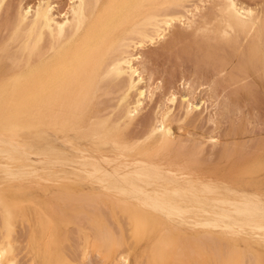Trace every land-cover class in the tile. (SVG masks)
<instances>
[{
  "label": "bare ground",
  "instance_id": "1",
  "mask_svg": "<svg viewBox=\"0 0 264 264\" xmlns=\"http://www.w3.org/2000/svg\"><path fill=\"white\" fill-rule=\"evenodd\" d=\"M185 2L187 0H71L64 13L55 11L52 0H38L33 5L26 6L19 4L16 15L12 17L14 20L11 18L13 22L5 19L11 26L8 24V36L0 41V122H5L9 117L22 112L26 115V120L34 125L59 130L63 143L74 145L77 154H74L72 159L65 152L48 149L45 154L46 163L51 166L75 164L72 168L77 173L59 175L60 170L56 171L54 175L58 177V182L68 183L57 191L72 190L80 203L85 199L84 205L90 201L92 206L93 202L92 207L86 204L90 207L87 208L93 209L91 215L99 216V210L102 208V211H114L112 204L118 211L122 205L128 220L135 221L137 226L143 223L144 218L149 217L156 228V239L151 246L152 255L147 256V260H154L153 254H157L162 258L172 255L174 261L179 264L181 261H185L184 264H192L186 261H196L194 264H208L206 261H217L219 264H245V261L249 264H264V254L256 250L254 243L264 242L263 199L257 193L225 186L222 180L214 182L202 179L198 174L195 175L189 165L192 159L188 156H192V153L188 155L187 152V159H183L186 158L185 155H180L182 151L178 155L175 153L178 152L182 141L173 138L170 132L171 122L174 119V122L189 121L192 114L202 111V106L195 105L190 99L192 96H181L180 107L176 106L177 94L171 93L163 100V105L160 103L156 107L155 116H151V119L148 117L141 123L139 121V131L135 127L138 132L132 139H129L126 133V130L135 125L145 99L151 100L153 95L150 84L142 76L145 65L138 63L140 55L132 51L163 41L171 27L175 29L176 22L186 23L185 26L189 28L193 25L191 28L194 29L191 31L195 34L196 31L206 32L203 33L206 41L200 38L203 41L198 39L201 45L198 44L208 52H204L206 58H212L214 55L210 63L216 62V57H224L219 46L221 45L224 51L229 46L228 41H235L231 46L242 48H236L237 51L244 52V55H241L242 60L238 55L237 59L241 62L238 60L240 65L236 62L233 72L228 75L231 80L239 78L237 74L246 75L245 71L248 72L250 66L249 70H262L261 75L264 76V11L260 14L257 9L244 6L237 0H210V7L205 9L206 13L200 15L205 1L200 2V9L199 5L191 7L196 12L190 10L191 8L186 9ZM196 3L199 4L197 1L194 4ZM2 5L3 0H0V11ZM178 36H181V33L179 35L178 32ZM242 39H249L248 44L245 43L247 47H243L246 41ZM236 41H243L242 45H237ZM235 48L231 47L230 50L234 51ZM243 48L246 51H243ZM183 50L186 53V49ZM217 51L220 56L216 55H219ZM226 61L227 58L224 62ZM237 66L242 71L245 70L238 73ZM254 66L259 68L255 70ZM252 71H249L250 74ZM255 74L257 73L252 75ZM258 74L257 77L260 76ZM233 92L236 95V91ZM110 93V99L106 100V95ZM113 93L118 94L117 99ZM188 93H191V90ZM111 99L112 102L109 103ZM179 107L178 110L182 112L179 116H183L185 120L178 116L177 119L173 114ZM133 131H129V135L134 134ZM73 137L77 139L73 140ZM212 139L211 142L215 141L214 137ZM174 141L179 143L175 142L174 145H178V149L174 150L175 155L173 154L169 163L157 161L159 153L173 151H170V148ZM0 143L3 146L2 148L0 144V153H5L7 159H29L24 147L15 143L11 135L0 140ZM136 146H140V149L131 154L132 147ZM179 158L190 160V163L179 162ZM192 164L195 163L192 161ZM26 166L22 164L13 170L6 161H0V169H4L3 171L17 181L22 177L29 178L39 174L37 168L27 169ZM128 202L134 204H123ZM101 205L103 207H100ZM1 211L8 213L9 205L5 203ZM223 217L227 220H223ZM160 219L165 221L160 222ZM93 221L99 225L95 219ZM6 223L3 224L4 228ZM190 224L194 228L209 226L217 229L206 228L197 234L185 235L183 232L192 228ZM91 227L93 234L101 233L97 232L98 227ZM101 227V231L104 229L102 238L105 239L102 244H108L106 240L109 236L111 238L110 229L108 232L105 225L101 224ZM95 239L99 244V238ZM236 239L242 240V244L237 245ZM84 244L82 247L85 248L86 243ZM104 244L103 249L104 246H111ZM10 252L8 243L0 241V264H15L16 257ZM203 252L211 255L210 260L200 258ZM116 259L120 263L127 261L121 252Z\"/></svg>",
  "mask_w": 264,
  "mask_h": 264
},
{
  "label": "rangeland",
  "instance_id": "2",
  "mask_svg": "<svg viewBox=\"0 0 264 264\" xmlns=\"http://www.w3.org/2000/svg\"><path fill=\"white\" fill-rule=\"evenodd\" d=\"M36 1L38 0H3L2 9L0 11V41H2L3 38L5 39L8 36L7 33H9L8 24H10V22H8V20L5 21V19H9V21L12 23V20H14L13 18L16 15L15 13L17 12L16 8L18 9L19 4H22V6H26L28 4L33 5L36 3ZM52 1L55 5V11L59 13H64L71 3V0ZM189 1L187 0L188 3L185 2V8L187 7L190 9L193 5H199L198 9H200L199 7L204 5V9H200V15H202V13L205 12V9H208V6L210 3H212L210 0H201L202 2H205L202 4V6H200L202 2L199 0ZM194 1H197L199 4H194ZM237 1L241 4L243 3L242 5L244 6L246 5L248 7L250 6L251 8L253 7L254 10L257 9L260 14H262L261 12L264 11V0ZM190 10L196 12L194 8H191ZM176 23L177 24L174 26L175 29H172L171 27L167 33L168 36H165L166 38L164 37L163 41H159V43L157 42L149 46H144L139 48L137 51H132L133 53H139L140 58L138 59V63L140 65L143 64V66L145 65L142 76H144V80H147L148 84H150V88L153 90V95L151 100L145 99L143 105L141 106V112L134 122L135 125L130 127L129 130H126L127 136L130 137L129 139H132L131 137H134L136 132L139 131L140 127L137 124H140L142 120L146 118L148 119V117L151 119V116H155L157 112L156 107L160 103L163 105L165 103L163 100H165L171 93L177 94L178 99L176 106H180L179 100L181 96H192L190 99L193 100V103L195 105L202 106V109L200 108L202 111L199 110L200 112H198L195 110L197 114L201 113V115H197L196 113H194L195 115L192 114L190 117H193L194 120L190 118L189 121L192 120L191 123L185 120L183 116L182 118L179 116L182 115V112L178 110L181 106L176 108V111H174L173 114L176 115L177 119L180 118L184 119L185 121L182 120V122H174L175 116L174 118L171 116L174 120L171 122L172 118L170 119L172 127L170 132L173 134V138H176V140L178 139L177 141H182V144L180 143L179 145L180 150L178 149L177 144V146L174 147L175 142H177L174 141L172 144L173 146L170 148V151H173L159 153L156 157V160L162 163H169L175 149H178V152L175 151L177 155L180 151H182L180 152V155L183 154V156H186V158L182 157L183 159H187V156L192 153L191 155L193 157L188 156L190 159H192L189 161L191 163L193 161L195 164L191 165L189 161H186L190 163L189 165L192 167L191 169L195 175L198 174L202 179H210L214 182H219L222 180L223 185L236 188L240 191L257 193L264 201V76L261 75L262 70L259 69L261 70L259 72L256 70L259 68V66H254L253 68L256 70V72H253L252 70H249L251 69L250 66L249 69L247 68L248 72L245 71L246 75L244 73H242L244 74L243 76L237 74L239 78H242L232 79V82L231 78H229L230 76L228 77V75L231 74L230 72H233V68H235L234 65H237V63L240 65V63L237 62L239 60L237 59L238 55L240 56V60L243 59L241 55H244V52L237 51V49L240 47L237 46L238 48L236 47V49V45L231 46L235 43V41L233 40L234 43L231 42L232 40L228 41V48L223 45L228 50L225 49L222 51L223 47L221 45V47L219 46V48H221L219 49L221 50L220 52L224 54L221 55L225 58L220 57V60L217 59V57L214 58V61L217 62H214V67V63L212 62L214 55L212 58H206V53H204L206 50L200 46V41H203L200 40V38L205 39V35L203 33L206 32L198 31L199 33H197L196 31L195 34L193 31H191V29H194L191 28L193 25L189 28L188 26H185L187 25L186 23ZM6 30L8 31L6 32ZM184 31H188L189 33ZM178 32L179 35L181 33V36L177 37ZM195 39H199L200 41H196ZM188 40H191V42ZM242 40L246 41L243 44L249 41V39ZM204 41H206V39ZM242 42L240 43L239 41H236L237 45H242ZM198 43H200V45ZM247 44H245L246 46L243 45V47H247ZM230 46L235 48V50H230ZM201 47L203 50H201ZM182 49H186V53L185 50L182 51ZM157 50L160 52L158 53ZM201 51H203L202 54L200 53ZM243 51L246 50L244 49ZM232 52L235 53L233 54ZM217 53H219V51H217ZM216 55L220 56V53L219 55ZM226 58L227 61L224 62ZM221 59L223 60L221 61ZM202 60H204V62ZM205 60H207V62L203 66L202 64L205 63ZM210 60H212V63H210ZM209 66L213 68H210ZM221 66H223V68H221ZM238 69L239 71H237ZM237 70L236 71L240 73V71L243 72L245 69L242 71L237 66ZM249 71H252L253 73L251 72L250 74ZM254 73H259L260 76L259 74V77H257V74H255L256 76L252 75ZM234 74H236L235 71ZM262 74L264 75V73ZM242 80L243 82H241ZM222 83H224L226 86ZM248 86L250 87L248 88ZM190 90L191 93L193 92L192 94L188 93ZM233 91H236V95ZM248 91L250 95L248 94ZM111 94L112 93L106 95V100L110 99ZM113 94L117 99L118 94ZM104 98L105 97H103V99ZM111 102L112 99L109 103ZM230 103L233 106L230 105ZM194 116L196 117L194 118ZM32 124L33 123H30L28 120H26V115L22 112L9 117L5 122H0V140L5 139L7 135H11V139L15 143L21 144L24 147L25 152L29 154V159L21 157L19 161H15L7 159V155L5 153H0V161H6L9 166L13 168V170L16 169L15 167H20L22 164L27 165V169L37 168L39 170V174L37 176H32L29 178L22 177L17 181L13 180L7 172L3 171L4 169H0V195H2V200H0V241L8 243V248L11 249L10 253L16 257L15 264H179L174 261L172 255L162 258L157 254H153L154 260L146 259L147 256L152 255L153 250L151 246L156 239V228L155 225L152 224V221H150L149 217L144 218L142 221L143 223L137 226L135 221L131 219L128 220V217L122 210V205L120 206L121 209L118 211V209L115 206L114 208L112 204L111 208L114 209V211L108 212L109 210H105L108 208H105V211H102V208V210H99L101 213L99 216L98 214L91 215L93 209H89L90 207L87 206L90 205V201L85 202L84 205V199L82 200L83 204L80 203V200L75 196L76 193L72 192V190L58 192L57 190H60L63 185H67L68 183L58 182V177L54 174H56V171L59 170V175L69 172L77 173L76 170L72 168L76 165L61 164L58 166H51L50 164L46 163V151H48V149H53L56 152H65V154L72 159L74 158V154H77V152L74 150V145L63 143L59 130H50L46 126H37ZM133 127L135 132L132 130ZM135 127L138 131L135 130ZM129 131H133L134 134L132 133V135H129ZM212 136L215 139L213 142H211V140H213ZM209 138L211 139L210 141ZM72 139L76 140L77 137H73ZM187 140H189L190 143ZM0 144L3 148L2 143ZM201 145H203L202 148L200 147ZM199 147L202 150H200ZM139 149L140 146H136V148L132 147L131 154L137 152ZM224 150L225 152H223ZM174 158L176 159V156ZM178 160H180L179 162L185 161H182L181 158ZM63 194L65 195L61 196ZM66 201H68V203ZM5 203L10 207V211L8 213L1 211L4 209ZM91 204L94 206L93 202H91ZM123 204L132 206L134 202ZM100 207H103V205ZM89 217L92 219L90 218L89 220ZM93 219H95L99 225H97ZM222 219L227 220L225 217ZM85 220H87V222ZM6 221L8 222L6 223ZM161 221L164 222L165 220L160 219V222ZM5 223L7 224L6 228L3 226ZM101 224L106 226V231L110 229L109 231L111 232L109 233L111 234V238L109 235H107L109 237L106 240V242L111 246L103 243L104 245L109 246H104V249L102 248V241H105V239L102 238V232L104 229L102 231L100 230V228H103L101 227ZM93 225L99 228L97 232L100 231V235L98 233H92L93 231L91 226ZM119 226L122 227V229H120ZM190 227L192 228L183 232L185 235H194L206 228L217 229L209 226H196L194 228L192 224H190ZM94 231H96V229H94ZM85 232L87 234H85ZM104 233L106 232L104 231ZM96 237L99 238V244L95 239ZM84 243H86L85 248L82 247V244L85 245ZM235 243L237 245H241L242 240L236 239ZM254 243L256 250L259 253L264 254V242L254 241ZM119 252H121L122 255L127 259L126 263H120V261L116 259ZM210 256L211 255L209 253L206 254V252H203L200 258H207L210 260ZM186 262H191L194 264L196 261ZM206 262L208 264H210V262L211 264H219L217 261ZM181 263L184 264L185 261H181ZM247 263L249 264V262L245 261V264Z\"/></svg>",
  "mask_w": 264,
  "mask_h": 264
}]
</instances>
